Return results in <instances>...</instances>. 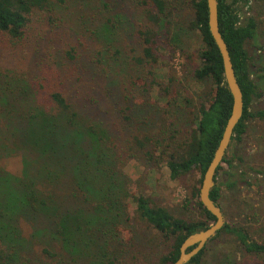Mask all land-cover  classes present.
I'll use <instances>...</instances> for the list:
<instances>
[{
    "label": "trees",
    "instance_id": "16d2710c",
    "mask_svg": "<svg viewBox=\"0 0 264 264\" xmlns=\"http://www.w3.org/2000/svg\"><path fill=\"white\" fill-rule=\"evenodd\" d=\"M73 4L76 31L65 40L54 32ZM185 6L188 17L180 14ZM218 17L245 104L231 147L243 140L248 121H264V0H218ZM125 24L138 40L136 74H123L114 44ZM191 32L201 44L186 54L192 66L186 87L164 53L186 52ZM27 55L35 57L31 67L12 69L17 56ZM0 59L11 65L0 70V264H140L148 239L126 253L118 231L129 199L158 236L149 240L162 247L155 264H173L183 241L216 220L200 188L233 97L207 0H0ZM227 155L228 168L219 166L210 192L220 206L222 184L254 183ZM14 157L15 171L7 168ZM131 161L152 172L164 163L173 179L199 172L183 200L198 216L131 195ZM253 229L248 220L226 222L188 264H205L208 250L228 244L227 236L244 254L264 258V240ZM223 260L234 264L233 251Z\"/></svg>",
    "mask_w": 264,
    "mask_h": 264
},
{
    "label": "rangeland",
    "instance_id": "374dc122",
    "mask_svg": "<svg viewBox=\"0 0 264 264\" xmlns=\"http://www.w3.org/2000/svg\"><path fill=\"white\" fill-rule=\"evenodd\" d=\"M70 3H72V1ZM124 7L128 13L130 7L127 3L124 4ZM69 11L70 12L66 13L63 18V24L60 23L56 32H54L57 35V31H59L61 36L66 38L65 40L72 39L75 34L73 31H76V16L73 12L74 4L69 6ZM182 13L183 16H189V9L187 6H185L183 12H180V14ZM125 26L128 28L127 31L121 32L120 34L114 33V36L116 37V42L114 44H116V47L120 51L117 55L124 68L123 74H136L138 73L137 66L132 60V56L138 53V51L137 53L133 52L138 46L136 31L133 26L131 27L127 24H125ZM62 31L64 34H62ZM51 34V32L48 33L49 36ZM195 43L197 46L201 44L199 34L197 32H191L189 42L185 47L186 52L178 47V49L174 51L173 49H169V51H165L164 53V60H166L167 65L175 71L179 81L186 87H190L188 80H190V69L192 68L186 54L193 50V45ZM43 44L44 46H47L45 40ZM250 51L252 52V48H250ZM31 52H36V50L33 48ZM5 56L10 57L11 55L6 54ZM17 58V64L12 69L17 67L19 70L24 71L25 68L27 69L32 65L35 57L27 55L23 59L19 56H17ZM6 60L7 59H0L1 71L9 70L8 67L11 66ZM73 89H76V83L73 86ZM140 95L141 97H143V95L148 96L142 93H140ZM114 102L115 98L111 97L110 104L112 105ZM227 154V157L231 158L233 163L240 167V169H247L249 171L250 180L254 183L250 186L239 184L233 188H230L227 184H222L223 198L221 200V206L225 213L226 220L227 222L232 219L241 222L243 220L251 221L254 225L252 231L254 238L263 241L264 174L257 173V169L264 170V121L258 119L248 121L247 133L244 135L243 140L239 143L233 142L231 147H229ZM15 158L16 157L9 158L7 164V168L12 169L13 171L17 168L15 167V163L17 162ZM142 164L137 161H131L130 164L126 165L127 171L130 174L128 191L131 195L145 194L158 204L167 207L174 214L179 216L186 218L198 216V209H187L183 200L191 187L195 184L196 180L199 179V172L195 171L180 179H173L171 178L167 165L164 163H161L159 169H155L153 172L149 165ZM223 166L224 168H228L226 163H223ZM249 168H254L256 171L250 170ZM219 181H221V179H219ZM123 208V217L121 218V224L118 228L124 245L123 249L126 253H133L139 249L140 244L146 243L145 238H147V245L143 248L145 254L139 258L140 264H155L154 261H156L162 247L160 245L154 246L150 244L151 242L149 240L153 241V239L158 236H156L154 231L147 228L145 223L140 220L132 200L129 199L126 201ZM225 239L228 240V244H224L223 246H216L213 244V248L208 250L205 256V264H225L223 258H225V254L229 251H233L234 264H264V258L248 256L239 248L235 247L236 244L231 241L230 236H227ZM210 245H212V243H209V246Z\"/></svg>",
    "mask_w": 264,
    "mask_h": 264
},
{
    "label": "water",
    "instance_id": "95a60500",
    "mask_svg": "<svg viewBox=\"0 0 264 264\" xmlns=\"http://www.w3.org/2000/svg\"><path fill=\"white\" fill-rule=\"evenodd\" d=\"M207 5L210 32L222 56L226 85L232 94L233 105L231 115L214 152V156L204 173L200 188V199L206 209L216 217V220L207 228L190 234L183 241L180 246V256L173 264H188L224 228L227 222L222 207L210 197V192L215 186L219 166L223 163L224 157L229 150L235 128L244 114L243 91L236 76L228 44L220 30L218 0H207Z\"/></svg>",
    "mask_w": 264,
    "mask_h": 264
}]
</instances>
